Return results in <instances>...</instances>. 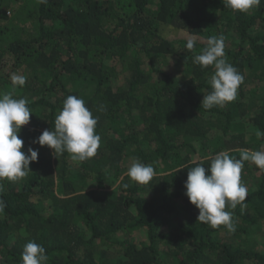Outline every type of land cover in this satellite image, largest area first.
I'll return each mask as SVG.
<instances>
[{
	"label": "trees",
	"instance_id": "1",
	"mask_svg": "<svg viewBox=\"0 0 264 264\" xmlns=\"http://www.w3.org/2000/svg\"><path fill=\"white\" fill-rule=\"evenodd\" d=\"M169 25L187 36L165 35ZM221 34L244 82L234 101L205 110L215 70L193 57ZM13 74L25 85L13 89ZM9 91L30 101L18 135L22 151L39 154L26 177L0 181V264H22L29 241L45 247L46 264H264V170L244 163L245 207L225 209L235 232L197 221L188 168L176 172L193 160L207 167L219 151H264V0L248 13L222 0H0V92ZM68 95L99 117L101 145L83 162L32 144ZM134 158L156 170L146 185L127 175Z\"/></svg>",
	"mask_w": 264,
	"mask_h": 264
},
{
	"label": "clouds",
	"instance_id": "2",
	"mask_svg": "<svg viewBox=\"0 0 264 264\" xmlns=\"http://www.w3.org/2000/svg\"><path fill=\"white\" fill-rule=\"evenodd\" d=\"M46 3L47 0H40ZM262 0H222L225 8L248 13L258 8ZM169 25L167 31L170 32ZM167 32L165 33V35ZM197 43L192 36L186 41V48L191 51ZM193 63L207 68L214 67L209 84L212 91L203 96L201 107L210 110L223 107L237 98L238 89L244 82V76L228 61L225 53V37L213 35L207 39L202 52L194 55ZM27 76L13 74L11 83L13 89L24 86ZM26 98H15L13 92H0V181H18L28 175L30 163L38 160L39 149L29 146L22 151L24 140L19 137L22 126L30 122L32 110L27 106ZM101 111L106 110L101 105ZM99 117L94 116L86 106L82 97L68 95L63 101L60 112L56 115L54 129H45L32 144L48 146L56 158L65 152L73 161L83 162L93 158L101 145V137L95 132ZM210 164L206 167L203 161L193 160V167L183 166L176 172L188 168L187 179L184 182L185 195L199 211L197 221L206 223L212 228L225 226L229 232H235L233 212L237 205L245 207L244 201L248 195V187L241 181L244 163L251 162L264 170V151L242 149L239 158L233 157L228 151H219L210 156ZM152 164H145L133 159L128 168V177L140 184H148L156 176ZM4 191L0 184V194ZM6 202L0 195V214L4 212ZM46 249L35 241L27 242L21 253L22 264H46L48 261Z\"/></svg>",
	"mask_w": 264,
	"mask_h": 264
},
{
	"label": "rangeland",
	"instance_id": "3",
	"mask_svg": "<svg viewBox=\"0 0 264 264\" xmlns=\"http://www.w3.org/2000/svg\"><path fill=\"white\" fill-rule=\"evenodd\" d=\"M167 32V36H169L170 38H182V37H185V36H187V34L184 32V31H179V32H175V30L172 28V30L170 31V32H168L167 31V28H166V30H164V34ZM171 59H173V58H171ZM171 67H172V69H175L176 68V66H174L173 64L171 65ZM264 146V145H263ZM264 148V147H263ZM259 234L261 233L260 231L258 232ZM255 238V240L254 241H258V240H261L260 239V235H257V234H255V235H253Z\"/></svg>",
	"mask_w": 264,
	"mask_h": 264
}]
</instances>
